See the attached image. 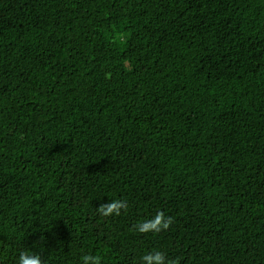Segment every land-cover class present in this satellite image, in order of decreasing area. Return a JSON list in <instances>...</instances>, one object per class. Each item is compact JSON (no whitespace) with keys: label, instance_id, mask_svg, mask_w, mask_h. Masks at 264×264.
Masks as SVG:
<instances>
[{"label":"trees","instance_id":"16d2710c","mask_svg":"<svg viewBox=\"0 0 264 264\" xmlns=\"http://www.w3.org/2000/svg\"><path fill=\"white\" fill-rule=\"evenodd\" d=\"M22 251L264 264V0H0V264Z\"/></svg>","mask_w":264,"mask_h":264},{"label":"clouds","instance_id":"9594fccd","mask_svg":"<svg viewBox=\"0 0 264 264\" xmlns=\"http://www.w3.org/2000/svg\"><path fill=\"white\" fill-rule=\"evenodd\" d=\"M127 202L122 200H113L109 203L101 204L97 211L104 217L112 215H120L121 210H126ZM174 223L171 216H166L163 211L157 212L151 219L138 222L135 225L136 231L141 234H159L166 231ZM81 264H101L102 257L100 255L87 254L80 258ZM18 264H44L39 253L22 251L19 254ZM141 264H179V260L166 261L164 253L156 251L150 252L141 257Z\"/></svg>","mask_w":264,"mask_h":264}]
</instances>
